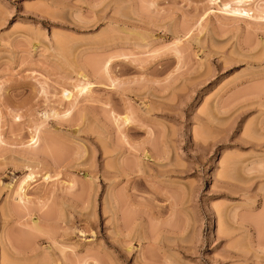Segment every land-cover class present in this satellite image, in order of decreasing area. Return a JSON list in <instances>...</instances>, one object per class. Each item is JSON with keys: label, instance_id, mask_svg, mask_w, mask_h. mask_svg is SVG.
Instances as JSON below:
<instances>
[{"label": "rangeland", "instance_id": "obj_1", "mask_svg": "<svg viewBox=\"0 0 264 264\" xmlns=\"http://www.w3.org/2000/svg\"><path fill=\"white\" fill-rule=\"evenodd\" d=\"M0 264H264V0H0Z\"/></svg>", "mask_w": 264, "mask_h": 264}, {"label": "bare ground", "instance_id": "obj_2", "mask_svg": "<svg viewBox=\"0 0 264 264\" xmlns=\"http://www.w3.org/2000/svg\"><path fill=\"white\" fill-rule=\"evenodd\" d=\"M244 1H245V0H244ZM239 3H240V2H239ZM241 3H242V2H241ZM243 3H244V2H243ZM227 4H228V3H227ZM227 6H228V5H227ZM226 9H227V8H226ZM231 9H232V8H231ZM241 10H242V11H243V10L246 11L245 8H243V9H241ZM227 11H228V10H227ZM232 11H233V9H232ZM235 11H236V10H235ZM248 11H249V10H248ZM246 12H247V11H246ZM247 14H248V12H247ZM87 84H88V83H87ZM88 86H89V85H88ZM88 86L83 87L82 90L85 89V88H89V87H90V86H89V87H88ZM80 90H81V89H80ZM85 90H86V89H85ZM83 91H84V90H83ZM65 97L70 98V96H65ZM123 120H124V119H123ZM125 120H126V119H125ZM36 134H37V133H36ZM36 136H37V135H36ZM39 138H40V137H38V136H37V137H33V138H32V141H34V143L36 144V143L39 142ZM33 148H34V147H33ZM26 158H27V157H26ZM27 160H28V159H27ZM45 173H48V172H45ZM33 174H35V172H34L33 170H31V172H30L29 175L26 177V179H27V180H28V179H32V178L34 177ZM48 177H49V176H48ZM24 181H26V180H24ZM26 182H27V181H26ZM22 186H23V185L21 184V186H20V187H21V188H20L21 190L23 189Z\"/></svg>", "mask_w": 264, "mask_h": 264}]
</instances>
